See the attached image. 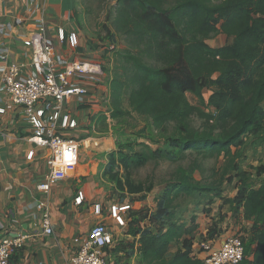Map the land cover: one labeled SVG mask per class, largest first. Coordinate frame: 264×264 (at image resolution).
Returning a JSON list of instances; mask_svg holds the SVG:
<instances>
[{
    "label": "trees",
    "instance_id": "1",
    "mask_svg": "<svg viewBox=\"0 0 264 264\" xmlns=\"http://www.w3.org/2000/svg\"><path fill=\"white\" fill-rule=\"evenodd\" d=\"M112 23L127 42L119 53L122 63L110 80L112 117L137 113L168 148L141 142L135 149L119 143L108 154L102 176L121 192L123 201L127 195L132 200L156 185L152 179L136 178L139 169L153 161L179 163L167 181L170 190L155 211L128 210V233L140 236L142 261L205 264L193 254V238L184 240L173 259L166 254L184 231V224L176 222L174 199L210 192L237 212L243 207L244 218L252 221L247 235L236 234L245 247L241 264H264V180L256 183L240 162L248 137H259V143H264V0H118ZM217 34H225L232 42L211 46L207 40ZM206 88H213L207 102L213 111L192 104L187 97V93L202 97ZM126 96L130 110L123 106ZM195 119L200 125L194 124ZM188 158V166H182ZM210 159H222L221 166L212 170L213 177L218 176L212 184L194 176ZM263 172L264 166L257 168V176ZM232 183L235 195L223 196L224 185ZM147 221L150 226L144 224ZM217 227L213 224L209 238L218 232ZM136 242L121 241L111 251L125 249L132 258Z\"/></svg>",
    "mask_w": 264,
    "mask_h": 264
},
{
    "label": "crops",
    "instance_id": "2",
    "mask_svg": "<svg viewBox=\"0 0 264 264\" xmlns=\"http://www.w3.org/2000/svg\"><path fill=\"white\" fill-rule=\"evenodd\" d=\"M52 3L53 0H49L47 7V22L51 29L55 26L54 19L49 17L48 12ZM29 5L30 0H2L0 3V66L6 62H23L31 59V48L25 45V39L32 34L36 25L35 18H29L27 10ZM19 18L25 21L17 24L16 20ZM57 49L67 55L75 51L85 57H90L92 54L95 56L90 48L81 44L75 49L64 42L60 43V48ZM1 81L0 70V83ZM103 82L95 86L86 82V85L88 84L91 89L99 85L101 87ZM84 100L80 102L74 97L67 105L71 117L78 123L69 133L86 141V145L84 143L82 145L84 147H81L76 171L70 178L62 180L63 182L53 184L50 192L45 193L39 190L38 185L46 178L48 150L29 141L34 129L24 109L12 105L9 99L0 93V107L6 109L4 113H0V237L18 234L27 236L22 245L15 249L11 264H66V261L78 252L82 244L81 240L88 236L91 228L97 223L108 224L114 236L113 244L106 249L107 263L112 260L113 264L119 263L124 253L122 249L120 253L115 254L111 251L112 248L118 247L121 241L134 240L137 242L133 261L144 263L138 251L140 236L135 238L128 233V221L125 220L124 225L118 224L115 220L111 223V215L104 214L105 211L111 213L110 209L109 211L103 209L102 213L95 212V205L104 204L105 197L104 187L99 182L105 180L101 168L107 163L108 154L117 150V147L112 130L105 127V130L99 133L95 126L85 124L91 114V111L86 110H91L97 100L93 98H87V101L84 98ZM91 115L97 120L99 117L106 119L103 117L104 112ZM76 117L81 118L82 121L79 122ZM81 135L85 137L81 139ZM31 151H34V155L29 158ZM258 177L261 178L260 181L264 180V172ZM80 192L83 200L78 203L76 199ZM234 192L236 193V189ZM235 193L230 195L225 190L223 196L233 197ZM127 201L130 202L131 208H136L138 201L135 203ZM40 202H45L48 207L53 221V234L44 232L43 211L38 208ZM209 207L199 212H197L198 207L189 209L190 214L187 218L185 210L177 207L176 211L180 213L181 218H177L176 213V222L179 225L184 224V231L182 230L180 238L170 244L166 254L168 259H173L176 253L183 249L186 238H193V254L203 258L204 252L199 251V237L206 238L204 241L218 247L226 237L236 235L233 234V230L237 226L241 229H239L241 235L242 233L247 235L252 221L244 218L243 207L237 212L230 203L225 202L224 198L216 196ZM183 212L184 216H182ZM145 224L150 226L148 221ZM213 224H218V232L209 238V230Z\"/></svg>",
    "mask_w": 264,
    "mask_h": 264
},
{
    "label": "built area",
    "instance_id": "3",
    "mask_svg": "<svg viewBox=\"0 0 264 264\" xmlns=\"http://www.w3.org/2000/svg\"><path fill=\"white\" fill-rule=\"evenodd\" d=\"M49 0H30L29 18H35V30L25 39V45L31 48V59L23 62H6L0 66L2 81L0 93L10 103L24 109L27 119L34 131L29 141L48 150L47 174L45 181L38 185L39 190L49 193L53 184L66 180L76 171L80 150L86 141L69 133L77 127V121L71 117L67 105L72 98L82 102L90 92L89 82L95 86L104 77V65L93 57H85L75 51L67 55L59 52L49 37L47 7ZM2 0H0V3ZM25 20L19 18L17 24ZM60 43H67L78 48L76 34L66 32L62 26H54ZM26 55H28L26 53ZM5 108L0 107V113ZM34 151L29 153L32 158ZM83 200L80 192L76 201ZM112 217L120 225L126 221L120 212L131 208L130 205L112 206ZM38 208L43 211V227L46 234H53L54 227L51 215L45 202ZM95 212L102 213V204L95 205ZM26 235H3L0 237V264H11L15 249L22 245ZM79 241V238H77ZM76 254L66 264H108L106 249L114 242L113 233L106 223L94 225ZM200 252H204L205 264H241L245 258V247L240 235L226 237L216 247L208 241L200 242Z\"/></svg>",
    "mask_w": 264,
    "mask_h": 264
},
{
    "label": "rangeland",
    "instance_id": "4",
    "mask_svg": "<svg viewBox=\"0 0 264 264\" xmlns=\"http://www.w3.org/2000/svg\"><path fill=\"white\" fill-rule=\"evenodd\" d=\"M117 1L118 0H53L48 12L49 17L54 19L53 22L56 26L65 27L68 34L74 32L79 45L81 44L82 46L90 48L95 54V56L92 54L90 57L100 60L104 67L108 69L104 71L105 75L102 79V81H104L102 86L99 87V85L95 88L92 87L90 92L85 97L86 101L87 98L97 100L92 109H88L86 111H91V114H100V112H104L106 119L99 117L97 120L92 118V115L90 114L89 118H87V123L85 124L95 126L96 131L99 133H102L101 130H105V127L109 128L110 131L112 130L117 148L120 143L126 147L133 145L135 149H139L138 143L147 142L154 148L162 147L166 149L168 148V145L165 144L164 139L157 131H154L149 127V121L146 118L135 112L120 117L119 119L113 118L111 114L109 98L110 80L113 77L114 72L117 70V67L119 68L122 63V58L119 53L127 48L125 36L117 34L112 23L115 16ZM49 37L53 39L54 45L57 48H60V42L57 38L55 29L50 28ZM207 42L213 47H220L231 43L232 38L227 37L225 34H217L213 35L207 40ZM212 91L213 88H206L202 97H196L191 93H187V97L192 104L199 105L207 111H213V109L207 105ZM127 98L128 96L125 97L123 106L125 109L130 110ZM83 102H85V100ZM76 118L79 122L82 121L81 118ZM194 124L196 126L200 125V120L195 119ZM76 134L78 135L77 132ZM83 137L85 136H80L81 139ZM258 140L259 137L247 138L244 153L240 160L242 168L253 174L256 183L260 182L261 179L257 176V168L264 166V143H259ZM83 147L84 146H82V148ZM126 150L128 151L129 149ZM189 162L190 158L182 161L181 165L188 166ZM178 164L179 163H172L167 160H162L158 164L153 161L135 173L136 178L141 180L152 179L156 184L150 193L134 195L132 200L130 199L132 203L138 201L135 209L145 208L150 209L151 211L156 210L159 200L164 198L166 192L170 190V187L167 186V181H170V178L177 169ZM221 164L222 159H219L218 161L215 159L205 160L202 164L203 170L195 171L194 176L197 180L201 179L204 183L212 184V182L218 177H213L212 170L215 167H220ZM99 182L101 186L104 187L105 191V197L103 198L104 204L102 203V206L104 207L103 209H106L107 211L110 209L111 212L109 213L105 211L104 214H108V216L111 215L110 222L112 223L115 220L114 217H112V206L115 205L119 207L124 205L128 202L127 200H129L131 196L127 195L128 198H126V202H124L125 200H122L121 192L115 188L113 183L106 179L104 181L99 180ZM234 184L235 183L225 184L224 191L227 190L228 194L233 195V193H235ZM214 197V193L195 192L194 195L180 196V198L174 199V203L176 204V207H182L185 210L184 212L186 213L185 216L187 218L190 214L189 209L193 210L194 207H198L199 210H197V212H199L210 208L209 204ZM216 197L220 198V196ZM128 205H130V202H128ZM184 212L182 216H184ZM120 214L123 219L126 220L125 214H128V210L120 212ZM177 216V218H181L180 213H177ZM239 229L240 227H235L233 234L241 233ZM205 239L202 236L199 237V243ZM108 264H113V260L112 262L110 261V263L108 262ZM116 264H142V262L138 260L133 261V258L127 257L124 249V253H122L119 263Z\"/></svg>",
    "mask_w": 264,
    "mask_h": 264
}]
</instances>
